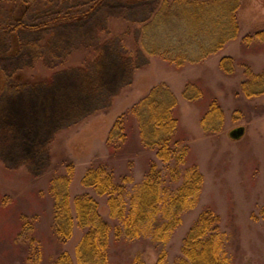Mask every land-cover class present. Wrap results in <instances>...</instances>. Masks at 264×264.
Returning <instances> with one entry per match:
<instances>
[{"label": "rangeland", "instance_id": "374dc122", "mask_svg": "<svg viewBox=\"0 0 264 264\" xmlns=\"http://www.w3.org/2000/svg\"><path fill=\"white\" fill-rule=\"evenodd\" d=\"M99 4L81 20H65L56 9L53 16L27 15L16 55L0 42V69L21 79L0 94V264H54L64 251L75 258L83 230L74 225L60 240L55 211L88 193L109 220L108 196L83 182L90 170L122 183L129 194L152 170L160 192L171 195L191 167L201 174L200 190L186 196L167 243L156 248L147 238L111 234L109 264H152L160 248L175 264L187 229L206 210L219 218L228 264H264V92L246 94L260 90L254 76L264 70V0H240L238 35L217 52L194 61L189 47L178 46L188 57L178 67L158 55V44L146 51L135 29L152 16L157 0ZM108 18L118 37L105 30ZM157 87L158 95L164 89L170 96L156 108L144 105ZM166 108L176 119L171 143L178 141L168 163L159 157L161 123L152 118L153 134L144 123ZM238 126L244 134L231 139Z\"/></svg>", "mask_w": 264, "mask_h": 264}, {"label": "trees", "instance_id": "16d2710c", "mask_svg": "<svg viewBox=\"0 0 264 264\" xmlns=\"http://www.w3.org/2000/svg\"><path fill=\"white\" fill-rule=\"evenodd\" d=\"M39 1L47 3L36 8L30 3H25L24 0L0 1V21L5 22L0 24V42L2 45L7 43L8 54H18L23 45L19 30L24 31L21 22L27 15L53 16L55 13L49 14V11L56 9V11L62 10V17L65 20H81L92 15L103 0H53L50 4L48 2L51 0ZM120 1L128 4H140L153 0ZM157 1L158 6L152 16L143 21L142 27L136 26L135 29L139 31L141 45L147 47L144 46L146 51H148L149 45L156 47L158 44L156 48L158 55L172 64L175 63L177 67L181 65L180 62L188 58L176 49L178 46L189 47V51L192 50L197 56L194 61H197L207 54L217 52L238 35L239 26L236 12L240 0ZM109 18L106 19L105 30L111 34L108 29ZM117 33V31H113L112 37L122 34ZM247 39H251V36L245 37V41H248ZM260 39L264 40V34L260 36ZM173 50L175 52H172ZM20 80L19 75L8 77L0 69V94L3 93L8 82L16 85L20 84ZM32 82L35 83V81ZM254 83V85H259L258 89L260 90L253 89L252 92H246V94L255 95L264 92V70L254 76ZM243 87L248 91L246 83L243 84ZM158 89L157 87V89L151 90L144 97V105L146 103L156 104L155 107L152 106V108H156L170 96L164 89L163 96L158 95ZM159 115L158 119L157 116L152 117V114H149L144 123L147 124V129L152 134L155 128L152 126L154 122L158 120L161 123L164 131L159 133L155 131L159 134L157 136L161 135V144L158 145V148L164 150V153H160L159 157L164 163H168L171 157H169V151L178 145L177 140L171 143V134L176 119L172 116L169 108ZM152 118L155 121H152ZM141 124H143V119H141ZM173 150H171L172 153ZM178 158L177 161L181 162L180 156ZM188 170L189 172H185L182 176L184 177L183 184L171 195L160 192L159 175L154 174L152 170L148 173V178L130 194L125 192V186L122 183H113V180L108 176H103L100 170H90L83 182L93 186L97 194L108 196L109 220L101 216L98 212L97 201L88 193L74 197L71 205H65L63 198L65 208L62 212H58L57 208L55 211L57 221H55L54 229L56 235L60 240L68 239L74 225L82 229L83 234L75 247V258L72 259L64 251L57 257L54 264H109L108 250L111 234L115 240L147 238L157 246L156 248L159 245H165L170 238V232L180 225L179 212L186 207L187 203L185 206L183 205L184 200L187 201L186 196L192 195L195 198L200 190L202 178L200 172L196 167H191ZM124 196L130 198L128 204ZM159 212L163 214L160 217L157 215ZM218 222V216L211 210L202 212L187 229L182 239L181 257L175 264H228V256L223 249L225 235L220 232ZM135 264L146 263L136 260ZM152 264H168L165 249L160 248L158 258Z\"/></svg>", "mask_w": 264, "mask_h": 264}, {"label": "water", "instance_id": "95a60500", "mask_svg": "<svg viewBox=\"0 0 264 264\" xmlns=\"http://www.w3.org/2000/svg\"><path fill=\"white\" fill-rule=\"evenodd\" d=\"M244 134V128L238 126L229 131L228 135L231 139H239Z\"/></svg>", "mask_w": 264, "mask_h": 264}]
</instances>
